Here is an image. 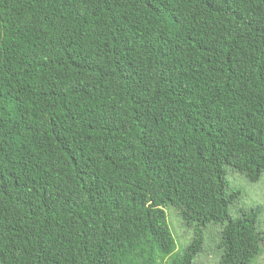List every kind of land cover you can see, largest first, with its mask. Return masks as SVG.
Here are the masks:
<instances>
[{
  "label": "trees",
  "instance_id": "trees-1",
  "mask_svg": "<svg viewBox=\"0 0 264 264\" xmlns=\"http://www.w3.org/2000/svg\"><path fill=\"white\" fill-rule=\"evenodd\" d=\"M264 0H0V264H251ZM170 204L194 236L183 252Z\"/></svg>",
  "mask_w": 264,
  "mask_h": 264
},
{
  "label": "rangeland",
  "instance_id": "rangeland-1",
  "mask_svg": "<svg viewBox=\"0 0 264 264\" xmlns=\"http://www.w3.org/2000/svg\"><path fill=\"white\" fill-rule=\"evenodd\" d=\"M225 169L226 192L234 196L228 208L229 215L234 218L242 212L255 210L256 229L264 235V172L257 181H250L243 173L229 165H226ZM164 210L168 227L176 243V251L181 253L194 236V225L186 226L172 205L167 204ZM225 224L226 221L208 223L202 228L203 247L191 264H218L221 234ZM251 264H264V243L261 244V253Z\"/></svg>",
  "mask_w": 264,
  "mask_h": 264
}]
</instances>
